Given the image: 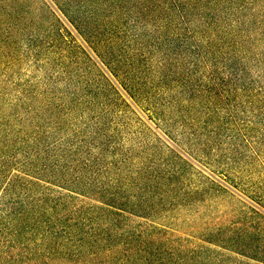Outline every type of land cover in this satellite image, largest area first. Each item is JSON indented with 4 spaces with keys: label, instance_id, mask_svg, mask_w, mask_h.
I'll return each instance as SVG.
<instances>
[{
    "label": "trees",
    "instance_id": "1",
    "mask_svg": "<svg viewBox=\"0 0 264 264\" xmlns=\"http://www.w3.org/2000/svg\"><path fill=\"white\" fill-rule=\"evenodd\" d=\"M11 1L0 0V48L16 52L24 15ZM39 1L47 14L34 22L48 21V39L29 30L24 48L57 58L37 63L32 113L43 131L0 194V264H208L215 249L132 217L151 220L178 174L170 161L188 162L172 117L195 109L208 85L251 82L244 46L263 27L264 0ZM68 59L95 80L59 79L50 67ZM84 104L92 115L73 117ZM140 113L165 144L131 131Z\"/></svg>",
    "mask_w": 264,
    "mask_h": 264
},
{
    "label": "rangeland",
    "instance_id": "2",
    "mask_svg": "<svg viewBox=\"0 0 264 264\" xmlns=\"http://www.w3.org/2000/svg\"><path fill=\"white\" fill-rule=\"evenodd\" d=\"M40 4L39 0L7 3L24 15V27L14 38L16 52L0 48V194L29 151L28 139L43 131L42 118L32 113V108L38 107L33 99L44 71L37 63L55 62L57 56L44 49L34 54L24 48L29 30L48 39V21H41L40 27L34 22L37 16L47 14ZM250 29L244 46V52L250 54L243 79L251 82L212 88L207 84L208 93L197 101L195 109L183 110L185 117H172L177 121L175 148L188 162L177 167L175 160L170 161L178 174L164 187L162 204L154 208L158 212L151 220L132 217L136 224L154 225L190 240V247L215 249L201 258L208 264H264V238L252 232L264 228V23L260 29ZM69 60L50 67L58 71L59 79H71L77 87L95 80L84 62L77 71L78 66L72 64L75 60ZM63 88L62 84L58 87ZM82 113L92 115L84 104L73 117ZM140 114L136 117L143 124L132 122L131 131L145 143L156 139L165 144L155 121ZM143 161L149 164L148 159Z\"/></svg>",
    "mask_w": 264,
    "mask_h": 264
}]
</instances>
